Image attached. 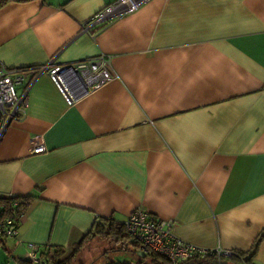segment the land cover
<instances>
[{"label":"crops","instance_id":"1","mask_svg":"<svg viewBox=\"0 0 264 264\" xmlns=\"http://www.w3.org/2000/svg\"><path fill=\"white\" fill-rule=\"evenodd\" d=\"M113 1L0 7L5 67L106 55L116 75L71 106L45 74L30 86L0 140V197L31 202L0 248L18 264L28 243L71 251L141 209L200 249L248 252L264 233V0H150L83 31Z\"/></svg>","mask_w":264,"mask_h":264},{"label":"built area","instance_id":"2","mask_svg":"<svg viewBox=\"0 0 264 264\" xmlns=\"http://www.w3.org/2000/svg\"><path fill=\"white\" fill-rule=\"evenodd\" d=\"M148 1L150 0H115L97 12L83 31L101 27L132 13ZM43 74L48 76L68 106L102 88L116 77L110 65V58L106 55L66 64L50 61L37 68L9 69L0 63V140L9 124L25 115L27 92L34 81ZM29 147L33 154L45 152L43 141L38 136L29 140ZM20 218H0V237L16 240ZM123 226L129 239L139 245L141 253H157L171 264H177L194 255L214 254L219 258L231 253L219 248L200 249L183 242L173 235L171 222L153 219L141 209L131 212ZM26 246V258L31 264H48L39 253L37 245L28 243Z\"/></svg>","mask_w":264,"mask_h":264},{"label":"trees","instance_id":"3","mask_svg":"<svg viewBox=\"0 0 264 264\" xmlns=\"http://www.w3.org/2000/svg\"><path fill=\"white\" fill-rule=\"evenodd\" d=\"M12 0H0V7ZM14 1H23V0H14ZM31 200L29 198H18V197H0V218L3 217H22L27 208L30 205ZM110 237L113 238L114 242L123 241L124 239H129L125 233L123 223H117L113 219L101 220L93 225L91 231L83 237L81 243L75 246L71 250L70 257H67L64 261H58V258L61 257L66 251L62 249H55L52 254H47L44 259L48 264H68L69 260L80 248L82 242L87 238L91 237ZM5 238L0 237V246L3 244ZM264 239V233L258 237L254 242L251 249L248 252H238L231 251L228 256H222L217 258L214 254H204V255H194L193 257L180 261L177 264H254V257L261 240ZM132 245L139 248V245L132 241ZM121 249V247L119 248ZM136 253V252H135ZM19 264H31L30 261L22 260ZM121 264V263H114ZM125 264V263H123ZM134 264H171L165 257L154 253L148 252L143 254L138 253Z\"/></svg>","mask_w":264,"mask_h":264},{"label":"rangeland","instance_id":"4","mask_svg":"<svg viewBox=\"0 0 264 264\" xmlns=\"http://www.w3.org/2000/svg\"><path fill=\"white\" fill-rule=\"evenodd\" d=\"M8 240V239H7ZM131 242L132 240L129 239ZM128 242V241H127ZM125 239L123 241L114 242L110 237H91L82 242L80 248L69 260L68 264H114L125 263L134 264L135 257L133 256V246L129 245V249L126 251L119 250L126 248ZM129 244V243H128ZM7 248L10 247V242H6ZM71 251H67L58 261H64L67 257H70ZM24 260H27L24 257ZM0 264H18L12 260L6 251L0 248Z\"/></svg>","mask_w":264,"mask_h":264}]
</instances>
